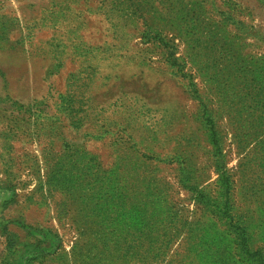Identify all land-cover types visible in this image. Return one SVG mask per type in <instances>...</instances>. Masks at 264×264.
Segmentation results:
<instances>
[{"label": "rangeland", "instance_id": "374dc122", "mask_svg": "<svg viewBox=\"0 0 264 264\" xmlns=\"http://www.w3.org/2000/svg\"><path fill=\"white\" fill-rule=\"evenodd\" d=\"M0 264H264V0H0Z\"/></svg>", "mask_w": 264, "mask_h": 264}]
</instances>
